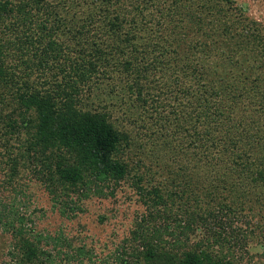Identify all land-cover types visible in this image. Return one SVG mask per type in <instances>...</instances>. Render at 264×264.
Returning <instances> with one entry per match:
<instances>
[{
    "label": "trees",
    "instance_id": "obj_1",
    "mask_svg": "<svg viewBox=\"0 0 264 264\" xmlns=\"http://www.w3.org/2000/svg\"><path fill=\"white\" fill-rule=\"evenodd\" d=\"M185 1L0 0V34L4 35L0 36L2 95L9 100L10 113L17 116L13 128L19 130L14 126L22 124V129L28 132L35 128L45 132L43 139L50 144L47 145L49 147L43 148L39 141L28 142V145L35 144L36 154L44 156L40 160L42 168H34V173L38 175L49 169L43 163L51 158L52 163L57 165L58 175L52 178L54 180L49 179L47 188L54 204L63 206L60 208L61 214L68 216L79 210L83 197L106 196L105 192L113 196L125 182L140 193L137 194L138 199L147 211L138 215L140 219L131 232L132 244H129V239L124 241L123 257L117 254L122 264H138L140 258L147 262L161 259L165 264H241L249 248L250 230L239 229L237 232L232 228L233 222L244 219L241 222L245 226L248 223L256 230L258 227L254 225L258 224L253 219L261 217L264 212V196L255 194L258 188L264 189V151L255 157L254 154L240 153L238 161H233L245 164L237 178H244V172L250 174L252 182L248 186H229L219 172L218 176H213L218 180L215 181L217 188L208 193L206 191L205 199H201L208 198L206 204L214 205L207 209L208 212L200 209L191 211L190 203H185L179 211L169 210L173 195L165 197L160 183L145 181L140 176L130 177L131 170L123 156L118 155L123 135L113 126L112 115L108 111L95 108L89 102L95 94L99 98L100 94L116 97L118 90L124 91V87L130 86L133 95L137 94L140 101L151 106L156 103L162 89L166 88V75L170 71L178 73V76L182 74L184 80L188 77L187 70L191 68L195 71L197 68L195 80H189L185 88L179 87L177 91L183 89L187 94L193 91L197 94L204 87L215 94L214 101L199 95L187 103L176 96L182 102L167 113L166 119L176 125V132L180 131V134L193 140L192 146L197 150L199 160L215 161V164L224 166L227 164V142L237 144L234 134L241 140L245 135L250 138L251 133L234 122L231 116H236L235 112H223L221 101L216 102L220 98V90L207 88L198 66L189 67L182 56H174L179 53L178 48L182 44L178 38L185 37L189 32L183 27L191 18ZM74 2H84L88 10L82 13L80 9L72 7L68 11L69 18H63L53 9L55 5L64 3L69 6ZM14 12L17 15L14 16ZM159 16L160 20H157ZM67 24L70 26L68 32L63 28ZM66 32L68 45L63 52L64 48L57 42V37L65 36ZM100 41L108 43V51V46H101ZM237 51L242 53L244 50L240 46ZM26 55L30 57L29 63L32 60L37 63L32 65H38L39 71L43 66L55 75L63 73L61 84L46 81L45 85L40 83L37 87L32 85L31 80L22 82L17 71L20 61L26 64ZM14 57L19 65L11 67L9 61ZM39 71L38 75L34 71L31 72L34 75L26 74V79L41 76L42 71ZM193 71L191 75L195 74ZM160 74L164 78L161 81ZM48 83L55 87L46 86ZM223 104L229 108L225 99ZM253 136L257 143L264 142L263 135ZM252 148L255 151L256 147ZM143 183L147 184L144 185L146 188L142 186ZM221 190L226 192V196L220 195ZM9 216L5 212L0 215V227L4 226L5 230L15 225L14 221L3 223ZM25 220L21 218V226L13 230L14 257L20 255L16 264L93 263V255L85 250V245L73 246L68 240L64 241L67 245L65 258L60 257L55 263L61 252L58 251L56 256L50 252H39L37 244L40 238L34 236L36 241L28 239L27 236L33 233L24 230L22 224ZM206 225L212 226L211 232ZM201 227H205L213 237L210 241L205 238L200 241L193 239ZM250 234L257 236L256 231ZM167 236L171 237L170 241H166ZM53 238L60 240L58 235L50 237ZM105 257L109 258V255ZM86 258L89 263L83 262ZM107 258L102 264H108Z\"/></svg>",
    "mask_w": 264,
    "mask_h": 264
},
{
    "label": "rangeland",
    "instance_id": "obj_2",
    "mask_svg": "<svg viewBox=\"0 0 264 264\" xmlns=\"http://www.w3.org/2000/svg\"><path fill=\"white\" fill-rule=\"evenodd\" d=\"M185 2L191 18L187 19L189 22L184 23L183 27L189 32L185 37L178 38L182 44L178 48L179 53L174 56H182L189 67L198 66L207 88L220 90V98H217L216 102L221 101L223 112L226 114L230 111L235 112L236 116H231L234 122L251 133L250 138L245 135L249 141L245 138L239 140L234 134L233 138L237 144L227 142V164L224 166V164H215V161L212 163L210 160H199L197 150L192 146L193 140L180 134V131L176 132V125L166 119L167 113L172 112L174 106L182 102L177 100L176 96L183 98V102L187 103L199 95L214 101L215 94L205 90L204 87V90H199L197 94L195 91L187 94L183 89L177 91L179 87L185 88L184 85L189 80H195L197 68L194 69L195 71L190 68L187 73L185 72L188 75L185 81L182 79V74L178 76V73L170 71L166 75V88L162 89L156 103L151 106L140 101L137 94L133 95L130 86L124 87V91L118 90L119 94L116 97L100 94L99 98L95 94L89 102L95 108L108 111L112 115L113 126L123 135L118 155L125 159L131 170V178L140 176L145 181L160 183L165 197L173 195L169 210L179 211L185 203L186 205L190 203L191 211L200 209L202 212H208L207 209L214 205L206 204L208 198L201 199H205L206 191L208 193L215 190L213 188H217L218 184L215 182L217 179L213 176H218L219 172L229 186L233 184L240 187L248 186L252 182L250 174L244 172L245 176H242L244 178H237L245 164H240L241 161L236 164L233 161L238 159L240 153L254 154L255 157L264 151V142L257 143L253 136L264 137V0H186ZM74 3L76 5L69 6L61 3L55 5L53 9L63 18L69 15L68 11L72 7L80 9L82 13L88 10L84 7V2L79 3L81 6L78 2ZM13 14L15 16L17 12ZM156 19L160 20V16ZM63 28L68 32L70 26L67 24ZM67 32L65 36L57 37V42L62 49L64 48L63 52L67 50L68 45ZM101 41L100 45L106 48L108 43ZM240 46L244 50L242 53L237 51ZM109 48L110 46L106 51ZM16 59L14 57L9 61L11 67L19 65ZM24 59L27 61L26 64L20 61L21 65L17 71L21 75L22 82L31 80L32 85L37 87L40 83L45 85L46 81L61 84L63 73L55 75L43 66L40 72L37 69L38 65H32L36 62L32 60L29 63V55L24 56ZM32 71L36 74L39 71L42 75L26 79V74ZM191 71L195 74L191 75ZM34 72L31 75H34ZM159 76L161 77V74ZM177 78H181L178 80L180 84L176 83ZM163 79L161 77L160 81ZM49 83L46 86L55 87ZM2 94L4 93L0 82V215L4 212L9 213V219L4 220L3 223L14 221L15 225L8 230H5L4 226L0 227V264H16L20 260L19 254L14 257L16 250L13 251V244L14 231L21 226L20 219L23 217L26 219L22 224L24 230L33 233L27 236L28 239L36 241L34 236L40 238L37 244L39 252H50L53 256H56L58 251L61 252L54 260L55 263H58V258H65L67 245L64 241L68 240L73 246L85 245V250H89L93 255L92 264H102L104 258H107L105 256L108 255L106 263L118 264L120 260L117 254L120 253L123 257L122 245L126 244L124 241L129 239V244H132L131 232L134 230V224L140 219L138 215L141 216L147 211L138 199L139 191L134 190L129 182H125L117 188L113 196H108L105 192L106 196L91 195L88 199L83 197L82 207L79 210L68 216L61 214L63 206L54 204L47 188L49 179L58 175L57 165L52 163L51 158L43 163L49 169L41 171L38 175L34 173V168L37 167L38 170L42 168L40 160L44 156L36 154L35 144L28 145V142L36 143V141H39V145L43 148L50 145L43 139L45 132L37 128L28 132L22 129V124L14 126L19 127V130L13 128L17 116L10 113L11 105L7 104L9 100ZM224 99L229 103V108L223 104ZM254 146L255 151L252 148ZM232 172L236 174L232 175ZM144 185L147 186L146 183L142 184ZM256 192V195L264 196L263 188H258ZM220 195L226 196V192L223 190ZM238 220H234L233 229L237 232L239 229L250 230L249 248L246 249L248 252L245 251L240 263L264 264V212L261 217L257 216L253 219L254 223L258 224L254 225L258 227L256 230H253L247 221L245 226L244 222H241L245 221L244 219ZM206 227L211 232L212 226L206 225ZM204 228L198 229L193 237L195 241H200L201 238L210 241L213 238ZM252 231H256L257 236L250 234ZM57 235L60 240L50 239ZM165 239L170 241L171 237L167 236ZM83 262L89 263L87 258ZM138 264L165 263L161 259L147 262L140 258Z\"/></svg>",
    "mask_w": 264,
    "mask_h": 264
}]
</instances>
